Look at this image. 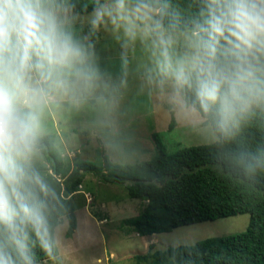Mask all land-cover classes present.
Listing matches in <instances>:
<instances>
[{"label": "rangeland", "instance_id": "1", "mask_svg": "<svg viewBox=\"0 0 264 264\" xmlns=\"http://www.w3.org/2000/svg\"><path fill=\"white\" fill-rule=\"evenodd\" d=\"M67 1L62 12L57 0H0V101L20 123L28 109V127L37 135L55 134L64 158L98 162L99 150L114 164L150 160L157 154L154 134L169 153L218 140L181 95L203 57L197 35L161 32L151 40L149 21L138 23L156 13L151 8H135L128 0H69L102 4L100 14L78 15L67 14ZM18 18L26 21L22 27ZM260 108L264 95L245 105V110ZM43 167L51 168L43 150L18 144L0 124L3 185L38 181L41 177L29 172ZM81 190L73 199L79 216L74 236H66L63 217L55 229L59 255L39 264H151L134 257L152 245L156 252L242 233L250 223L249 215H240L140 237L122 228L143 204L128 194L126 184H107L88 173Z\"/></svg>", "mask_w": 264, "mask_h": 264}, {"label": "trees", "instance_id": "2", "mask_svg": "<svg viewBox=\"0 0 264 264\" xmlns=\"http://www.w3.org/2000/svg\"><path fill=\"white\" fill-rule=\"evenodd\" d=\"M128 1L156 11L138 19L141 27L149 21L151 40L161 32L174 36L191 31L203 43V57L185 79L181 95L218 140L169 153L154 134L157 154L137 164L111 163L99 150L98 162L64 158L55 134L37 135L28 127V109L20 123L0 101V124L18 144L41 148L52 171L56 164V174L44 167L29 172L40 176L38 181L23 179L8 187L0 177V264H39L59 255L55 229L66 217V236H74L78 218L73 199L88 173L107 184H126L131 197L143 200L139 215L123 221L128 234L150 237L181 226L250 216L242 233L156 252L152 245L148 253L134 257L138 262L264 264V108L245 110L250 99L264 95V0ZM57 2L63 12V0ZM64 5L67 14L78 15L97 14L102 6L100 1L69 0ZM23 21L15 23L22 27ZM175 126L173 118L169 129Z\"/></svg>", "mask_w": 264, "mask_h": 264}, {"label": "water", "instance_id": "3", "mask_svg": "<svg viewBox=\"0 0 264 264\" xmlns=\"http://www.w3.org/2000/svg\"><path fill=\"white\" fill-rule=\"evenodd\" d=\"M54 161V160H53ZM54 166H55V169H54V174H56V164L54 162Z\"/></svg>", "mask_w": 264, "mask_h": 264}, {"label": "crops", "instance_id": "4", "mask_svg": "<svg viewBox=\"0 0 264 264\" xmlns=\"http://www.w3.org/2000/svg\"><path fill=\"white\" fill-rule=\"evenodd\" d=\"M77 218L79 219V216H78V214H77ZM78 226H79V220H78Z\"/></svg>", "mask_w": 264, "mask_h": 264}, {"label": "clouds", "instance_id": "5", "mask_svg": "<svg viewBox=\"0 0 264 264\" xmlns=\"http://www.w3.org/2000/svg\"><path fill=\"white\" fill-rule=\"evenodd\" d=\"M54 174V173H53ZM80 192H82V191H80Z\"/></svg>", "mask_w": 264, "mask_h": 264}]
</instances>
